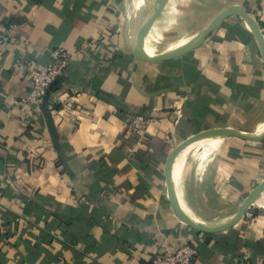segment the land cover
I'll list each match as a JSON object with an SVG mask.
<instances>
[{"label": "crops", "instance_id": "0c3cea01", "mask_svg": "<svg viewBox=\"0 0 264 264\" xmlns=\"http://www.w3.org/2000/svg\"><path fill=\"white\" fill-rule=\"evenodd\" d=\"M157 0H0V264H148L191 244L192 264H264V190L233 226L204 232L172 210L170 152L197 133L264 131V59L231 15L201 45L147 61L131 51ZM240 6L264 37V0H166L143 41L150 54L190 42ZM61 49L67 66L45 102L26 106L29 70ZM138 113L142 134L127 129ZM172 167L183 212L211 227L231 221L264 179V138L213 137Z\"/></svg>", "mask_w": 264, "mask_h": 264}, {"label": "water", "instance_id": "95a60500", "mask_svg": "<svg viewBox=\"0 0 264 264\" xmlns=\"http://www.w3.org/2000/svg\"><path fill=\"white\" fill-rule=\"evenodd\" d=\"M165 2L166 0H157L153 8L149 11V13L146 16H144L139 22V24L137 25L132 42H131V51L136 58L140 60H147V61H162V60L179 57L182 54L201 45L203 41L207 38V36L224 20V18L231 16V15H236L242 18L245 21V23L249 26V28L251 29L253 36L259 47L262 58L264 59V37L259 29L258 23L253 17H251L247 12H245L244 9L241 8L240 6H231L221 11L220 13H218L212 20H210L199 31V33L195 36V38L191 40L190 42L185 43L169 52H164V53H159V54L155 53L152 55L148 54L144 49L143 41L145 39L146 33L154 17L160 11V9L162 8ZM48 90L49 88H47L43 96V99H42L43 107L45 106L46 98L49 92ZM44 113L49 118L48 111L45 107H44ZM232 136L239 137L242 139L261 140L264 138V131L261 132L260 134H249L246 132H242V131L230 129V128H216V129L205 130L203 132L190 136L189 138L181 142L178 146H176L170 152L165 162V174L167 178V192H168L169 201H170V204H171V207H172V210L175 216L179 218L181 221L204 232L225 230L233 226L237 221H239L243 217L245 211L251 206L255 198L264 190V179L259 184H257V186H255L252 189V191L246 196V198L240 205L237 211V214L234 216V218L231 221H229L227 224L221 227H211V226H207L199 222H196L195 220L189 218L179 206L178 201L175 196L174 187H173L172 167H173L176 157L189 145H192L193 143L199 140H202V139H206V138L232 137Z\"/></svg>", "mask_w": 264, "mask_h": 264}, {"label": "built area", "instance_id": "2783aa9c", "mask_svg": "<svg viewBox=\"0 0 264 264\" xmlns=\"http://www.w3.org/2000/svg\"><path fill=\"white\" fill-rule=\"evenodd\" d=\"M6 29L0 27V45L4 42ZM64 51L56 49L53 51V60L44 64H35L29 70L30 88L27 95L20 99V104L37 107L41 104L43 96L51 84V82L62 73L67 66V61L63 57ZM148 118L138 113L133 115L128 124L127 129L134 134H142L148 123ZM244 216L248 219L253 218L252 212L247 209ZM196 254L195 247L191 244H182L172 251L162 254H155L148 264H192ZM239 264H252L249 260H242Z\"/></svg>", "mask_w": 264, "mask_h": 264}, {"label": "bare ground", "instance_id": "6f19581e", "mask_svg": "<svg viewBox=\"0 0 264 264\" xmlns=\"http://www.w3.org/2000/svg\"><path fill=\"white\" fill-rule=\"evenodd\" d=\"M148 54H150V53H148ZM151 55H152V54H151ZM206 139H207V140H210V139H208V138H206ZM202 140H204V139H202ZM197 142H198V141H197ZM199 142H201V140H199ZM199 142H198V143H199ZM210 142H212V141H204V142H202L201 144L199 143V144H200L199 146H200V147H201V146H205L204 144H209ZM193 144H194V143H193ZM193 144H192V146H194V145L197 146V145H198L196 142H195L194 145H193ZM196 144H197V145H196ZM189 146H191V145H189ZM189 146H188L187 149H189V148L192 147V146H191V147H189ZM195 146H194V147H195ZM194 147H192V148H194ZM195 148H198V147H195ZM185 149H186V148H185ZM185 149H184V150H185ZM187 149H186V150H187Z\"/></svg>", "mask_w": 264, "mask_h": 264}]
</instances>
